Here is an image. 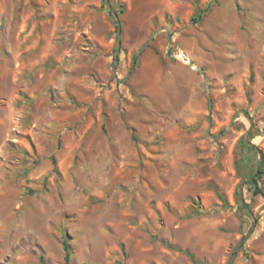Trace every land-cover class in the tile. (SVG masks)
<instances>
[{
    "label": "rangeland",
    "instance_id": "obj_1",
    "mask_svg": "<svg viewBox=\"0 0 264 264\" xmlns=\"http://www.w3.org/2000/svg\"><path fill=\"white\" fill-rule=\"evenodd\" d=\"M110 1L0 0V264H264V0Z\"/></svg>",
    "mask_w": 264,
    "mask_h": 264
},
{
    "label": "trees",
    "instance_id": "obj_2",
    "mask_svg": "<svg viewBox=\"0 0 264 264\" xmlns=\"http://www.w3.org/2000/svg\"><path fill=\"white\" fill-rule=\"evenodd\" d=\"M201 16H202V14H200V17ZM194 20H197L198 21V18L194 17ZM248 133H249L248 136H250V134L252 133V130H250ZM241 143H242L243 146H247L248 148H250V146H251L247 142V139L245 137H243L241 139ZM55 163H56V160L54 158V164ZM253 171L254 172L247 178V181L252 184L254 194H262V195H264V188L261 185V180H262V178L264 176V157L263 156L261 157V160L256 165V167H255V169ZM221 199L224 200V197L221 196ZM245 206H248V204H245ZM169 246L172 247V248L177 249L175 246H172L171 244H169ZM64 248H65V261H66L67 264H70V261H71V251H70V247H69V245H68V243L66 241L64 242ZM184 253L191 260H193L194 262L199 263V261L195 258V255L190 250L185 249L184 250ZM40 263L41 264H51L50 262H48L45 259L44 255H40Z\"/></svg>",
    "mask_w": 264,
    "mask_h": 264
},
{
    "label": "water",
    "instance_id": "obj_3",
    "mask_svg": "<svg viewBox=\"0 0 264 264\" xmlns=\"http://www.w3.org/2000/svg\"><path fill=\"white\" fill-rule=\"evenodd\" d=\"M106 3L107 5L109 6L111 12L115 15L116 19H117V30H118V44H117V48H116V53H115V61L118 60L119 58V52H120V49H121V43H122V21L119 17V12L116 11V9L113 7L112 3L110 0H106ZM179 56H182L181 55V52H178L177 53ZM190 64L192 66H194L195 64L193 62L190 61ZM199 70L201 72H203V70L201 68H199ZM210 108H212V102H210ZM262 155L260 153V159H261ZM260 161V160H259ZM258 162H256V164H254L252 166V168H254L256 165H257ZM251 168V169H252ZM251 169L249 170V172L245 175V177L243 178L242 182H241V187H240V196H241V200H242V203L244 202V198H243V183H244V180L245 178L247 177V175L250 173Z\"/></svg>",
    "mask_w": 264,
    "mask_h": 264
},
{
    "label": "bare ground",
    "instance_id": "obj_4",
    "mask_svg": "<svg viewBox=\"0 0 264 264\" xmlns=\"http://www.w3.org/2000/svg\"><path fill=\"white\" fill-rule=\"evenodd\" d=\"M181 55L182 56H180V58L183 60V61H185V62H187V63H190V58H188L184 53H182L181 52ZM193 67H195V66H193ZM196 68V67H195Z\"/></svg>",
    "mask_w": 264,
    "mask_h": 264
},
{
    "label": "built area",
    "instance_id": "obj_5",
    "mask_svg": "<svg viewBox=\"0 0 264 264\" xmlns=\"http://www.w3.org/2000/svg\"><path fill=\"white\" fill-rule=\"evenodd\" d=\"M178 57L180 58V56L178 55ZM181 59V58H180Z\"/></svg>",
    "mask_w": 264,
    "mask_h": 264
}]
</instances>
